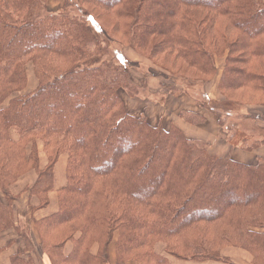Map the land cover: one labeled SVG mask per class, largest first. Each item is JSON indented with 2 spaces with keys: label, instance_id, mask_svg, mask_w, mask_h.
Masks as SVG:
<instances>
[{
  "label": "trees",
  "instance_id": "16d2710c",
  "mask_svg": "<svg viewBox=\"0 0 264 264\" xmlns=\"http://www.w3.org/2000/svg\"><path fill=\"white\" fill-rule=\"evenodd\" d=\"M48 1L0 3V184L7 194L36 169L30 194L46 208L56 164L68 156L59 212L38 222L50 264H109L112 244L116 264H234L223 255L229 247L263 264L264 159L217 157L174 125L129 114L121 93L134 98L139 88L124 56L106 60L110 48L101 37L155 64L159 54L180 61V71L158 65L170 82L161 83L163 94L196 97L231 135L232 113L245 125L258 119L231 94H264V0H77L86 21L66 14L69 0L61 13L48 11ZM101 13L114 24L102 23ZM217 58L225 59L219 102L205 91ZM29 70L37 87L26 93ZM181 118L206 121L187 111ZM38 141L49 160L44 170ZM12 202L0 204L4 227Z\"/></svg>",
  "mask_w": 264,
  "mask_h": 264
},
{
  "label": "crops",
  "instance_id": "0c3cea01",
  "mask_svg": "<svg viewBox=\"0 0 264 264\" xmlns=\"http://www.w3.org/2000/svg\"><path fill=\"white\" fill-rule=\"evenodd\" d=\"M58 2L62 4L64 1L49 0L47 9H52L56 12L54 8ZM218 60L222 61V65L218 63ZM224 63V58L216 59L218 72L212 83L208 84L205 89L207 97L212 101L219 102L224 100V96L220 91ZM161 86L157 78H148L147 90L150 94L160 93L157 95L161 97V101L154 102L137 98L132 99L137 101L130 102L127 105L129 99L125 104L127 111H130L128 113L136 117L145 116L152 125L161 124L165 129H169L172 125L176 126L187 138L205 146L211 155L225 157L230 154L235 161L243 164H252L257 158L264 159V119H259L264 118V105L246 104L244 114L258 119H248L245 122L249 123V125L246 124L244 128H238V131H232L230 135L221 128L218 116L204 109L196 97L186 94H163ZM36 87L37 81L32 74V70H29L26 93L34 91ZM239 95L246 96V94ZM252 95L258 99H264V94ZM186 111L200 114L205 117L206 121L198 125L189 124L181 118V114ZM11 136L14 141L18 140V136L14 132ZM234 137L236 138L231 141ZM37 145L39 150V169L44 170L48 166L49 160L44 144L38 141ZM29 151L30 148L28 153ZM67 165L68 156H60L54 171V188L49 193L50 203L46 208H42L40 200L30 194V190L38 180V171L36 169L24 173L10 188L8 195L2 190L0 184V204L7 207L10 199H13L9 218L11 224L7 227L0 225V264H14L15 258H19L22 264H50L43 250L38 222H43L59 212V192L67 185ZM72 249L73 244L68 243L66 245V254L71 253ZM99 249L98 245H94L91 250L92 254L97 255ZM238 251L239 249L237 248L229 247L223 255L234 264H253L250 253L242 250L248 258L245 262L242 254ZM108 254L109 264H116L115 244L110 246ZM170 262L172 264H222L210 261L201 263L187 262L173 258L170 259ZM129 264L135 263L129 262Z\"/></svg>",
  "mask_w": 264,
  "mask_h": 264
},
{
  "label": "rangeland",
  "instance_id": "374dc122",
  "mask_svg": "<svg viewBox=\"0 0 264 264\" xmlns=\"http://www.w3.org/2000/svg\"><path fill=\"white\" fill-rule=\"evenodd\" d=\"M56 1H58V0H56ZM62 1H65V0H61V2ZM69 1L71 2V6L66 11V14L72 18L83 19L86 21L87 19H86L85 15L82 13V11L79 10L80 7L78 5L77 0H69ZM63 3H65V2H63ZM63 3L61 4L60 2H58L55 5L56 7L54 8V10L56 12L61 13L62 8H63L62 6L64 5ZM60 4H61V6H60ZM46 7H47V5H46ZM51 10L49 9L48 11H51ZM101 18H102L101 21L104 24L113 25L115 22L112 18H110V17H108L102 13H101ZM118 36L116 35V38H119ZM101 40L102 41L105 40V42L108 44V46L110 48V54H109V57L106 58V60H108V61L114 60V57L116 55L124 56L126 58L127 66L131 72L132 81L136 84L137 88H139L138 89L139 95L137 97H134V98H130V97H128V95L121 93V96L125 101V104L127 103V101L129 99L130 100L128 101L127 105L130 102L137 101V100H132V99H137V98H139L141 100L148 99V100H151L154 102L161 101V97L157 95L158 93H155V94L151 93L150 94L147 89H144V87L147 86L148 78H150V77L151 78L152 77L157 78L160 83L169 84L170 82L164 80L162 77V72H165V71L162 70L158 65L167 66V67L172 68L173 70L180 71V68H181L180 61L176 60L174 57H169V56L164 55V54H159V55H157V57L154 58V60L156 62V64H155L154 62L143 58L140 54H138L137 52H135L134 50H132L129 47H126V46L119 44V43L118 44H113V43L110 44V41H108V39L105 37H101ZM159 41H161L159 38L154 39L152 46L150 48H152L153 46L158 44ZM218 63H221V65H222V61L220 62V60H218ZM180 76H181V74H180ZM144 78H145V82L143 83ZM166 90H168V88ZM163 91H165V90H163ZM231 97L234 100L236 99L237 101L247 102L246 103L247 105L248 104H258V101H259V99L256 96H254L252 94L250 95V93H249V95L246 94V96L239 95V94H231ZM144 101H146V100H144ZM215 105L218 106L220 104L218 103ZM224 105H226V104H224ZM128 112L130 113L129 110H128ZM230 116L231 117L226 119V123H227V125L231 124L233 126V128H232L233 131L237 130V128H240V127L243 128L244 127L245 123L243 121L237 120V119H239L237 116H235L233 113ZM225 117L227 118L228 116H225ZM158 246L159 247L157 248V250L159 252L163 251V246L161 244H159ZM226 250H227V248L223 250V254H225ZM243 251H242V249H239L238 252H240L242 254L243 259L246 262L248 260V258L246 256L245 252H243ZM255 256H256V254H255ZM252 262H253V264H255L253 256H252ZM259 262L264 264L263 259H261Z\"/></svg>",
  "mask_w": 264,
  "mask_h": 264
}]
</instances>
